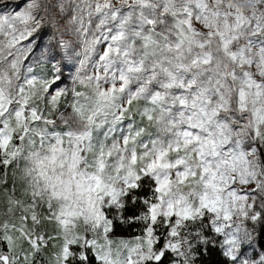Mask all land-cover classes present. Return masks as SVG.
<instances>
[{
	"label": "snow or ice",
	"instance_id": "snow-or-ice-1",
	"mask_svg": "<svg viewBox=\"0 0 264 264\" xmlns=\"http://www.w3.org/2000/svg\"><path fill=\"white\" fill-rule=\"evenodd\" d=\"M0 264H264V0H0Z\"/></svg>",
	"mask_w": 264,
	"mask_h": 264
},
{
	"label": "trees",
	"instance_id": "trees-1",
	"mask_svg": "<svg viewBox=\"0 0 264 264\" xmlns=\"http://www.w3.org/2000/svg\"><path fill=\"white\" fill-rule=\"evenodd\" d=\"M27 64V61H25V65ZM28 64L22 68V75H25L26 72V68H27ZM42 68L46 71L48 68H50L49 64H45V65H37L35 64L33 69H34V73L39 77L41 75H44V71H42ZM138 229H139V225H126V226H121L117 232L115 233V237L117 238H124V239H130L133 236L138 234ZM51 245L49 246V249L46 251V255H49L51 252ZM214 259H219V257H214Z\"/></svg>",
	"mask_w": 264,
	"mask_h": 264
},
{
	"label": "rangeland",
	"instance_id": "rangeland-1",
	"mask_svg": "<svg viewBox=\"0 0 264 264\" xmlns=\"http://www.w3.org/2000/svg\"><path fill=\"white\" fill-rule=\"evenodd\" d=\"M67 38V37H66ZM49 40H51V43H55V39L54 38H52L51 36L49 37V38H46V40H45V43H48L49 42ZM57 51H60L59 49H57ZM69 55V57H71V53H69L68 54ZM65 63H67V65H68V67L67 68H65L64 69V73H65V76L66 77H68L69 78V86L71 87L72 86V84H71V76L76 72V70H77V61H76V59L75 58H69V59H66L65 61H64ZM27 64H28V62H27ZM26 64V65H27ZM36 63H35V61H33V64H32V66L34 67V65H35ZM25 65V66H26ZM25 74H27L26 72H25ZM33 74H35L34 73V69H33ZM36 75V74H35ZM78 90H83V89H79V87H78ZM70 98V97H69ZM53 249H51V251H52Z\"/></svg>",
	"mask_w": 264,
	"mask_h": 264
}]
</instances>
